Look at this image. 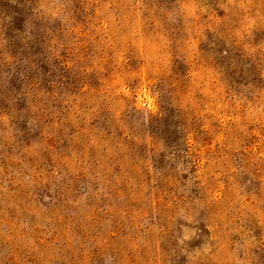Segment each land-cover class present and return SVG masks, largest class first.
Masks as SVG:
<instances>
[{"label":"rangeland","instance_id":"obj_1","mask_svg":"<svg viewBox=\"0 0 264 264\" xmlns=\"http://www.w3.org/2000/svg\"><path fill=\"white\" fill-rule=\"evenodd\" d=\"M0 88V264H264V0H0Z\"/></svg>","mask_w":264,"mask_h":264},{"label":"trees","instance_id":"obj_2","mask_svg":"<svg viewBox=\"0 0 264 264\" xmlns=\"http://www.w3.org/2000/svg\"><path fill=\"white\" fill-rule=\"evenodd\" d=\"M15 13H18V11H15ZM15 20L12 21L13 27L16 29ZM18 27V26H17ZM28 92L25 91L21 93L20 101H17L16 104L13 107L11 105V94L6 93L5 91H1L0 88V119L2 120L3 118L7 119L8 126L9 127H15V142L21 147L23 151L28 150L29 147H31L32 144L38 143V139L42 135L43 131L41 130L38 135H33L31 137L29 134V127L27 125V119L22 120L25 118V116H29L30 111L32 110L31 107L29 106L27 100ZM16 95V93H15ZM13 94V96H15ZM24 99L25 102H21ZM13 104V103H12ZM21 118V119H20ZM18 120V122H17ZM39 136V137H38ZM9 154L11 153L8 151ZM16 158H18L19 163V168L21 167V163H26L25 155H18ZM14 167L10 166L8 164L3 165L2 167V174L4 179L7 184V188L12 191L11 187L13 184L17 183L18 180L23 179L21 177L20 171H13ZM19 170V169H18ZM10 187V188H9ZM216 203V202H215ZM211 226V227H219L221 226V222L215 221V223H210L208 225H205V228H201L209 237H212V235L215 233V230L209 231L206 229V227ZM163 231V236L170 238V239H178L181 237V234L175 235L178 231L176 228L171 229L170 227H167ZM187 238V237H186ZM187 253H192L194 250L199 249L200 247L198 245H189L186 246ZM160 250L161 255L165 258L166 263H172L173 260H169L176 258L178 254V249L173 242H167L166 244H161V246L158 247ZM184 250V248H183ZM168 258V259H167Z\"/></svg>","mask_w":264,"mask_h":264}]
</instances>
